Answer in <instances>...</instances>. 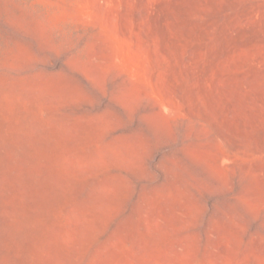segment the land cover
Instances as JSON below:
<instances>
[{"label":"rangeland","instance_id":"374dc122","mask_svg":"<svg viewBox=\"0 0 264 264\" xmlns=\"http://www.w3.org/2000/svg\"><path fill=\"white\" fill-rule=\"evenodd\" d=\"M0 264H264V0H0Z\"/></svg>","mask_w":264,"mask_h":264}]
</instances>
